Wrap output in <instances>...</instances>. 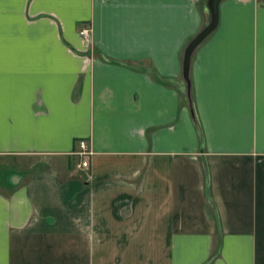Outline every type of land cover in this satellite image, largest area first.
Wrapping results in <instances>:
<instances>
[{
	"label": "crops",
	"instance_id": "obj_1",
	"mask_svg": "<svg viewBox=\"0 0 264 264\" xmlns=\"http://www.w3.org/2000/svg\"><path fill=\"white\" fill-rule=\"evenodd\" d=\"M207 23L0 0V264H264V0H221L185 76Z\"/></svg>",
	"mask_w": 264,
	"mask_h": 264
},
{
	"label": "built area",
	"instance_id": "obj_2",
	"mask_svg": "<svg viewBox=\"0 0 264 264\" xmlns=\"http://www.w3.org/2000/svg\"><path fill=\"white\" fill-rule=\"evenodd\" d=\"M78 35L81 37V39L86 43L89 44L91 41V29L89 27L81 28L78 31ZM78 151L76 152V155L80 157V160L78 162L79 168H86L88 166V157L91 155V151L88 148L87 141L84 139H81L78 141Z\"/></svg>",
	"mask_w": 264,
	"mask_h": 264
},
{
	"label": "trees",
	"instance_id": "obj_3",
	"mask_svg": "<svg viewBox=\"0 0 264 264\" xmlns=\"http://www.w3.org/2000/svg\"><path fill=\"white\" fill-rule=\"evenodd\" d=\"M203 1H204V4L206 5V7L208 9V12H209V23H210L214 19V14H213L212 5H211L212 0H203ZM207 25H208V23L202 28V30L200 31V33L204 30V28ZM215 27H214V29H215ZM200 33L198 35H200ZM210 34H208L207 36H205L199 43H201L202 41H204V39H206ZM198 35H196L194 38H192V39H190L188 41V43L184 47V50H183V53H182L183 72H184V75L185 76H187V73H188L187 72L185 74V70H186L187 66L189 65V63H190V59H191L192 53H193L194 49L196 48V46L199 44L198 43L197 45H194L193 46V42L195 41L196 37H198ZM186 101L189 102V98H188L187 95H186Z\"/></svg>",
	"mask_w": 264,
	"mask_h": 264
},
{
	"label": "water",
	"instance_id": "obj_4",
	"mask_svg": "<svg viewBox=\"0 0 264 264\" xmlns=\"http://www.w3.org/2000/svg\"><path fill=\"white\" fill-rule=\"evenodd\" d=\"M221 0H212L211 5H212V10H213V14H214V19L207 25L206 28H204V30L200 33V35H198V37H196L195 41L193 42V46L197 45L205 36H207L208 34H210L214 27L216 26L217 23V9H218V5L220 3ZM188 66L185 70V74L188 72Z\"/></svg>",
	"mask_w": 264,
	"mask_h": 264
},
{
	"label": "rangeland",
	"instance_id": "obj_5",
	"mask_svg": "<svg viewBox=\"0 0 264 264\" xmlns=\"http://www.w3.org/2000/svg\"><path fill=\"white\" fill-rule=\"evenodd\" d=\"M184 100V99H183ZM79 159H78V161L80 160V157H78ZM8 166H10L9 164H7V163H2L1 162V160H0V169H2V167H4V168H7ZM10 190V189H9Z\"/></svg>",
	"mask_w": 264,
	"mask_h": 264
}]
</instances>
